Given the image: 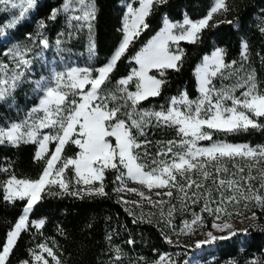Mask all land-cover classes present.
<instances>
[{
    "label": "snow or ice",
    "instance_id": "obj_1",
    "mask_svg": "<svg viewBox=\"0 0 264 264\" xmlns=\"http://www.w3.org/2000/svg\"><path fill=\"white\" fill-rule=\"evenodd\" d=\"M0 2L6 10L8 5L19 9L18 15L8 23L0 22V34H3L5 29H14L20 24L29 10L36 6L37 0ZM134 2L138 3V7L133 6ZM167 3L168 0H126V12L120 29L122 42L105 66L93 68L69 64L58 69L44 65L48 74L30 80L33 61L28 55L31 50L17 44L3 52V55L11 57L13 63L0 64V106H11L17 91L24 84H30L33 100L29 107L23 109L22 119L19 118L20 103L15 105L16 119H9L5 123V119L0 118V146L19 148L21 145H36L34 160L43 161L44 167L35 180L19 179L12 175L3 182L0 199L12 205L18 201L24 202V207L18 221L6 231L3 243H0V264H10L9 258L22 233L28 232L32 226L29 217L40 202L42 193L46 190L51 193L53 187H58L62 193L78 196L79 189L76 192L69 190L74 180L77 186H88V195L107 196L104 180L108 171L116 173L113 183L119 185L115 189L117 193L125 190L135 193L153 207L163 205L165 201L153 202L151 195H146L141 189H147L149 193L156 190L157 196L168 197L169 201L175 190L182 194L184 208L189 202L195 205L203 200L202 212L220 221L211 227L227 235L217 236L209 231L207 239L197 241V248L215 244L218 240H228L241 231L221 219V213L227 217L232 215L227 211L229 204L239 205L243 202L247 207L249 203H255L264 209V194H261L264 192V145L213 140L217 132L227 135L249 129H264V90L257 83L255 71L245 69L243 62L249 60L246 40L241 43L239 68L233 67L236 61L232 64L225 61L226 53L222 48L215 49L211 56L205 58L197 72V99H190L184 92L178 98H172L167 108L156 111L142 107L144 101L160 96L166 83L149 73L157 70L160 76H164V70L179 72L182 67L183 52L171 50V44L180 41L196 44L205 30L219 23H233L231 20L214 19L216 15H224L231 10L228 0H213L206 14L197 20L188 16H184L180 23L164 19L159 34L133 57L138 67H133L124 78H113L112 74L129 46L148 28L147 18L156 8ZM74 5H79V8ZM61 11L81 13L72 15L70 22H76L72 25L74 28L87 27L89 51L94 52L91 33L96 17L95 0H66L62 9L53 10L50 19L55 20ZM44 27L41 22L40 28ZM261 32L264 33V27H261ZM40 44L43 49L49 48L47 39H41ZM217 80L234 82L230 86L217 87L214 83ZM150 128L174 129L179 139L162 141L163 147L145 161L143 158L150 156L146 146L151 141H141L139 137H145ZM201 141L211 143L201 146ZM69 144L78 149L71 158L62 155ZM50 145L55 147L50 148ZM237 161H243V165ZM228 163L236 171L230 173L231 178L225 179L222 174H229ZM68 170L73 173L71 179L65 175ZM237 173L240 174L238 179L235 178ZM128 180L141 188H128ZM132 203L139 204L138 201ZM179 210L173 204L166 214L169 219L165 222L173 232L175 229L170 218ZM160 214L165 215L162 208ZM250 219H256L255 213ZM203 223V215L193 213L191 221H184L181 232L191 235ZM44 224L45 220L40 219L34 226L43 228ZM242 231L246 234L248 230ZM111 239L108 236V240ZM164 239L170 245L174 243L166 234ZM37 247L39 252L32 251V260L22 261V264H49L44 253L55 264H62L52 247L46 244ZM120 252L117 248L116 261L121 259ZM154 264L180 262L171 255L160 254Z\"/></svg>",
    "mask_w": 264,
    "mask_h": 264
},
{
    "label": "trees",
    "instance_id": "obj_2",
    "mask_svg": "<svg viewBox=\"0 0 264 264\" xmlns=\"http://www.w3.org/2000/svg\"><path fill=\"white\" fill-rule=\"evenodd\" d=\"M66 0H38L35 8L28 17L14 29H5L0 34V64L13 63L10 56L3 55L13 45L30 49L28 58L33 61L30 80L38 79L47 70L44 65L50 66L52 59L56 61L57 68L65 65H78L98 68L105 66L114 51L122 42V17L126 12V0H95L96 17L93 23L91 37L94 40V52L89 51V32L87 27L74 28L75 21L70 22V15L61 11L55 20L50 16L55 9H62ZM213 0H168V3L158 7L147 18L148 28L129 46L125 57L118 62L113 78L120 79L130 74L133 67H137L133 57L137 55L162 29L163 20L168 19L174 23L182 22L184 16L197 20L206 14ZM134 5L137 3L134 2ZM230 11L224 15H216L215 20H231L232 24L219 23L203 32L202 39L196 44L186 41L179 42L176 47L183 52L182 67L180 71L164 70L160 76L157 70H152L151 75L166 81L161 94L143 102L142 107L148 110L167 108L169 101L186 92L188 97L195 100L199 96L197 69L217 48L225 50V61L239 68L241 63V43L249 44V60L244 63L245 69L254 70L257 83L264 90V0H228ZM17 11H13L0 2V22L8 23ZM43 22L44 28H40ZM42 33V35H40ZM31 37V39L29 38ZM41 39L49 41V48L43 49ZM57 41H60L59 45ZM171 47V50H177ZM27 74V73H26ZM48 74V73H47ZM233 80H217V87L230 86ZM239 95V92H237ZM33 100L30 84H24L16 93L12 105L0 106V118L16 119L15 105L20 103L19 118H23L24 111ZM22 102V103H21ZM151 144L146 146L150 153L144 157L150 160L156 151L163 147L162 141L179 139L174 129L150 128L145 137ZM213 140L231 144H247L250 146L264 145V129H249L246 132L235 134L214 133ZM211 142L201 141V146H208ZM55 145H50L54 148ZM36 145H21L19 148L0 146V197L3 195V182L15 175L19 179L35 180L40 175L43 161H35ZM141 152L143 149L140 150ZM78 149L74 145H67L63 156L74 157ZM243 165V161H237ZM229 174H222L228 179L230 173L236 171L231 163L227 164ZM7 169V171H3ZM247 168L245 172L247 173ZM69 172V179L73 173ZM239 173L236 179L239 178ZM258 175V174H257ZM116 173H105V192L107 196L98 195H68L62 193L58 187H53L51 193L47 190L41 194L40 202L35 206L29 220L30 230L22 233L18 243L10 256V264H22V261L32 260V251L39 252V244H46L53 248L62 264H151L160 254L174 253L175 260L180 264H190L196 253L202 248H197L192 235L184 234L181 229L184 221H191L193 213L202 214L204 223L196 231L210 230L216 221L207 212H202L203 200L195 205L189 202L184 208L181 202V193L174 190V196L169 201L163 197V205L153 207L141 202L134 196H128L125 191L116 192L118 183H113ZM128 182V181H127ZM126 182V183H127ZM257 184L256 181L253 182ZM215 188V186H212ZM70 191L74 192V180ZM261 194H264L262 192ZM213 195H217L215 191ZM123 201H129L124 203ZM138 201L139 204L132 203ZM177 209L170 218L175 232L166 224L167 211L171 205ZM24 202L18 201L15 205L0 199V243H3L6 231L18 221L22 214ZM161 208L165 215L162 216ZM230 217L258 213L264 217V209L255 203L235 206L228 210ZM236 213H240L237 215ZM221 215V214H220ZM40 219L45 220L43 228L34 225ZM247 233L239 232L238 235L228 240H218L214 249L207 250L201 255L200 264H264V228L259 226L249 227ZM184 238L189 246L168 244L164 235ZM108 236L112 239L109 241ZM132 241L133 243H128ZM120 249V261L115 260L116 249ZM178 254V255H177ZM49 264H55L51 257H47ZM142 258V259H141Z\"/></svg>",
    "mask_w": 264,
    "mask_h": 264
},
{
    "label": "rangeland",
    "instance_id": "obj_3",
    "mask_svg": "<svg viewBox=\"0 0 264 264\" xmlns=\"http://www.w3.org/2000/svg\"><path fill=\"white\" fill-rule=\"evenodd\" d=\"M37 2H38V0H37ZM36 4H37V3H36ZM133 6H134V7H138V3H137L136 5L133 4ZM8 7H9L10 9H12L13 11H17V12L19 13V9H18V8H12L10 5H8ZM74 7H75V8H79V5H74ZM34 8H35V7H34ZM34 8H33V9H34ZM33 9L29 10V12L26 14L27 17H28V15L30 14V12H31ZM67 13L70 15V17H71L72 15H78V14H81L79 11H70V12H67ZM151 40H152V39H151ZM176 45H177V44H171V45H170V48H171V47H174V49H177ZM210 56H211V55H210ZM203 62H204V61H203ZM203 62H202V63H203ZM201 65H202V64H201ZM201 65L198 67L197 72H198L199 68L201 67ZM52 66L57 67V66H56V61H55L54 59H52L51 62H50V67H52ZM137 67H138V65H137ZM197 72H196V73H197ZM47 73H48V71H47ZM47 73H46L45 75H47ZM149 74H150V73H149ZM150 75H151V74H150ZM62 155H63V154H62ZM68 171H69V170H68ZM68 171L66 172L65 175H66V177L69 178V172H68ZM74 185H75V182H74ZM70 186H71V184H70ZM70 186H69V190L71 189ZM127 187H128V188H141V186H139V185L133 183V182L130 181V180H128V182H127ZM87 188H88V186H85V185H82V184L79 185V186L75 185L74 192H76L77 189H79V191H80V194H79V195H88V193H87ZM141 190L145 191V194H146V195H151V197H152V201H153V202H156V201H159V200L163 199L162 196H157V195L155 194V191H156V190H153L151 193H149L147 189H141ZM161 191H162V190H161ZM125 193H127L128 196H134V197L138 198L141 202H144V203H146V204L152 205V204L148 203L146 200H143L139 195H137V194H135V193H129L127 190H125ZM239 205H244V203L241 202V204H239ZM239 205L229 204V205L227 206V211H228V210H232V209H234L235 206H239ZM152 206H153V205H152ZM253 213H255V212H253ZM253 213H250V214H247V215H243V216H241V217H240V216L227 217V216L224 215V213H221V219H222V220H226L228 223L232 224L233 227H234L235 229H237V230H241L240 232H243V231H242L243 229H248L249 227L259 226V227H261V228H264V217H263V218H260V217H259V214H258V213H255V215H256V219H250V217H252ZM219 222H220V221H215L214 223H219ZM209 231L213 232V234H214V235H217V236H220V235H227V233H221V232H218V231H216V230L213 229V228L210 229V230H199V231H196L195 233H193V235H192V241H193L194 245L196 246L197 241L207 239V235H206V234H207V232H209ZM171 238H172V240H173V242H174V243H173L174 245L189 246V245L185 242V239H184V238H178V237H171ZM211 249H214V245H213V244H211V245H207V247L202 248L200 251H198V252L196 253L195 258L192 259V261H191L190 264H200V262H201V255H202L205 251H207V250H211ZM44 254H45V253H44ZM165 254L171 255L172 258L175 259V255H174V253H165ZM151 264H154V262L151 263Z\"/></svg>",
    "mask_w": 264,
    "mask_h": 264
},
{
    "label": "crops",
    "instance_id": "obj_4",
    "mask_svg": "<svg viewBox=\"0 0 264 264\" xmlns=\"http://www.w3.org/2000/svg\"><path fill=\"white\" fill-rule=\"evenodd\" d=\"M158 34H159V33H158ZM158 34H157V35H158ZM180 42H182V41H180ZM207 57H209V56H207ZM205 58H206V57H205ZM204 60H205V59H204Z\"/></svg>",
    "mask_w": 264,
    "mask_h": 264
}]
</instances>
